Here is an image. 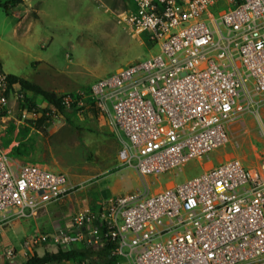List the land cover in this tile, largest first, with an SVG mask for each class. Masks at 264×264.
Masks as SVG:
<instances>
[{"label": "built area", "instance_id": "obj_1", "mask_svg": "<svg viewBox=\"0 0 264 264\" xmlns=\"http://www.w3.org/2000/svg\"><path fill=\"white\" fill-rule=\"evenodd\" d=\"M119 18L156 50L95 80L80 96L113 126L117 161L134 168L141 188L74 211L25 248L82 247L93 252L90 264H102L96 253L103 248L113 264L263 262L264 155L253 166L226 157L181 183L151 186L161 174L224 147L244 113L264 137V0H131ZM17 88L0 67V123L22 97ZM78 97L60 96V104L69 108ZM49 111L53 121L59 118ZM42 115L20 108L21 123ZM11 150L0 141V229L38 217L78 189L65 173L22 162Z\"/></svg>", "mask_w": 264, "mask_h": 264}, {"label": "rangeland", "instance_id": "obj_2", "mask_svg": "<svg viewBox=\"0 0 264 264\" xmlns=\"http://www.w3.org/2000/svg\"><path fill=\"white\" fill-rule=\"evenodd\" d=\"M130 1L22 0L8 14L0 6L1 69L59 96L79 95L65 109L64 116L53 121L40 96H27L17 88L22 100L17 101L15 108L11 103L10 112L0 123V141L17 149L16 159L61 171L78 185L65 203L49 205L36 218H23L3 226L0 261L22 264L33 252L42 253L47 247L37 245L28 251L25 241L51 232L59 220L90 208L104 196L141 188L134 168L117 161L118 140L113 126L94 110L87 96H80L95 80L156 50L148 49L143 39L131 34L120 21V12ZM4 2L0 0V5ZM24 95L39 114L49 113L46 123L33 124V119L20 122L18 105ZM261 116L264 123V108ZM229 136V143L210 152L202 162L217 165L225 154H232L244 166H253L258 162L256 155H264V137L252 114L241 115L231 125ZM201 172L200 162L190 160L180 170L161 174L151 189L164 188L169 182L181 183ZM148 180L152 182L154 178L150 176ZM9 248L13 252L4 256Z\"/></svg>", "mask_w": 264, "mask_h": 264}, {"label": "trees", "instance_id": "obj_3", "mask_svg": "<svg viewBox=\"0 0 264 264\" xmlns=\"http://www.w3.org/2000/svg\"><path fill=\"white\" fill-rule=\"evenodd\" d=\"M131 2V1H130ZM22 0H5L3 4L0 6L3 8L5 13H9L10 8L16 7V5L21 4ZM1 67V66H0ZM8 81L10 84H17L20 90L25 94L37 95L42 98L47 104V108H52L55 112H57L59 118L63 117L65 114L64 107L60 104V96L49 90L43 89L40 85L33 83L25 78L20 76L8 74ZM24 95L23 101H19V107H24L25 103L29 105V107L34 106L31 103L30 99ZM91 106L93 102L90 98H88ZM93 107V106H92ZM46 117L42 115L36 121L37 125L44 124ZM17 150V149H16ZM15 149L11 150V155L15 156ZM93 252L89 249L82 247H73L69 250H62L59 247L47 246L46 249L43 250L42 253L33 252L29 255L26 260L22 264H46L60 261H73V262H84L85 264H90V259H92ZM97 256L101 258L102 264H113V258L108 257V252L103 248L99 252H97ZM89 261V262H88ZM0 264H13L9 261H0Z\"/></svg>", "mask_w": 264, "mask_h": 264}, {"label": "crops", "instance_id": "obj_4", "mask_svg": "<svg viewBox=\"0 0 264 264\" xmlns=\"http://www.w3.org/2000/svg\"><path fill=\"white\" fill-rule=\"evenodd\" d=\"M15 8V7H14ZM230 156H233L232 154H225L224 155V158H226V157H230ZM224 158H222V159H224ZM222 159H220L218 162H220ZM200 162V164L202 165V171L204 170V169H206V168H208V167H210V166H213L214 164L211 162V161H207V162H202V161H199ZM170 183V182H169ZM168 184V183H167ZM70 197V196H69ZM68 197V198H69ZM67 198V199H68ZM66 199V200H67ZM65 200V201H66ZM65 201H63V202H61V203H58V205L59 204H63V203H65Z\"/></svg>", "mask_w": 264, "mask_h": 264}, {"label": "bare ground", "instance_id": "obj_5", "mask_svg": "<svg viewBox=\"0 0 264 264\" xmlns=\"http://www.w3.org/2000/svg\"><path fill=\"white\" fill-rule=\"evenodd\" d=\"M171 184L168 183V186H170Z\"/></svg>", "mask_w": 264, "mask_h": 264}]
</instances>
